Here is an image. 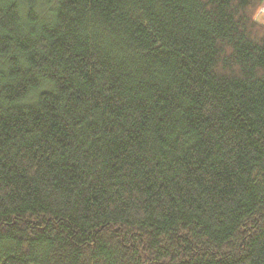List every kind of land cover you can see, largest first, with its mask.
<instances>
[{
	"label": "trees",
	"instance_id": "16d2710c",
	"mask_svg": "<svg viewBox=\"0 0 264 264\" xmlns=\"http://www.w3.org/2000/svg\"><path fill=\"white\" fill-rule=\"evenodd\" d=\"M263 6L0 0V264H264Z\"/></svg>",
	"mask_w": 264,
	"mask_h": 264
},
{
	"label": "rangeland",
	"instance_id": "374dc122",
	"mask_svg": "<svg viewBox=\"0 0 264 264\" xmlns=\"http://www.w3.org/2000/svg\"><path fill=\"white\" fill-rule=\"evenodd\" d=\"M263 8H264V6H263ZM259 19H261V18H259ZM262 21H264V19H263ZM262 21H261V22H262ZM262 23H264V22H262ZM263 25H264V24H263Z\"/></svg>",
	"mask_w": 264,
	"mask_h": 264
},
{
	"label": "built area",
	"instance_id": "2783aa9c",
	"mask_svg": "<svg viewBox=\"0 0 264 264\" xmlns=\"http://www.w3.org/2000/svg\"><path fill=\"white\" fill-rule=\"evenodd\" d=\"M264 10V9H263Z\"/></svg>",
	"mask_w": 264,
	"mask_h": 264
}]
</instances>
